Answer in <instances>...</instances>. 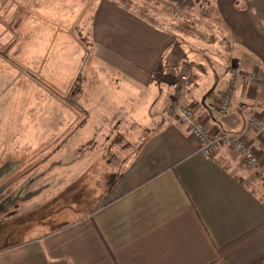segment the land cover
Here are the masks:
<instances>
[{
	"label": "crops",
	"instance_id": "0c3cea01",
	"mask_svg": "<svg viewBox=\"0 0 264 264\" xmlns=\"http://www.w3.org/2000/svg\"><path fill=\"white\" fill-rule=\"evenodd\" d=\"M22 2L25 19L11 31L14 44L27 47L22 61L28 69L53 68L55 95L49 102L45 86H28L24 78L22 88L17 84L38 95L41 101L32 102L30 109L43 115L27 119L34 125L25 129L27 136L7 140L35 142L37 148L29 151L38 150L23 153L22 164L19 157L9 155V162L0 165V178L35 162L37 170L50 168L42 173V180L47 173L70 167L63 158H78L79 139L83 145L96 139L89 128L97 119H102L98 131L113 125L118 129L113 127L109 136L119 131L141 144L118 171L102 205L41 237L1 248L0 264H264V183L258 172L248 169L241 155L228 147L214 158L204 156L187 127L171 120L168 111L180 68L191 63L198 69L197 79L184 102L196 108L197 119L209 131L240 135L245 114L264 123V87L259 85L239 81L236 104L227 113L219 110V100L230 92L239 63L245 74L264 72V0H212L205 7L187 9L181 21H175L164 4L146 17L137 3L118 0ZM66 3L69 18L58 17ZM48 16L53 19L49 23L73 30L71 36L85 32L87 42L79 45L76 36L68 41L76 52L57 50L61 41L50 53L48 40L23 33L25 26L31 22L38 26ZM192 21L195 27L183 25ZM53 25L47 28L55 41L63 34ZM85 56L100 67L102 75L94 72L96 78L108 77L106 95L100 96L105 105L97 108L101 111L97 117L92 112L97 105L91 101L100 82L86 85L80 99L69 95L67 101L59 95L70 94L73 77L85 73ZM27 74L39 80L30 71ZM63 76L69 84H61ZM50 106L53 120L45 116ZM80 111L85 118L79 127ZM67 126L72 127L70 134L62 133ZM143 135L148 137L142 142ZM247 140L264 167V137L250 130ZM90 146V156L102 155L100 148Z\"/></svg>",
	"mask_w": 264,
	"mask_h": 264
},
{
	"label": "rangeland",
	"instance_id": "374dc122",
	"mask_svg": "<svg viewBox=\"0 0 264 264\" xmlns=\"http://www.w3.org/2000/svg\"><path fill=\"white\" fill-rule=\"evenodd\" d=\"M61 1L64 3L69 0ZM118 1L127 5L137 3L140 5L142 15L146 17H150L153 14L152 11L155 13L157 10L156 6L164 4V6L170 7L168 11H170L171 16L175 17V21H181L182 18L188 15L186 10L190 9H181L167 0ZM207 3L208 2L200 1L194 6V8L199 7L200 5L205 7ZM22 5V0H0V72H6L5 74L0 75V165L6 163V161L9 162V155L19 157L18 160L21 161L23 153L32 152V150L29 151V149H32L31 147L35 149L38 146L35 142L27 143L20 139H16V141L7 140L8 138L11 139L17 136H27V133L25 132L27 126L29 129L34 127L33 123L29 124L27 122V119L33 116L40 117L43 115H39L38 111L35 109H30V104L32 102L41 101L37 100L38 95L27 88L23 90L19 89L17 84L19 83L18 85L22 88L23 84L21 85V82L23 83L24 78L28 86H45L46 92L48 93L45 95L46 99H48V97L51 98V101L49 102H53L55 95L53 82L57 73L54 75L50 72L53 68L51 70L46 68L40 69V66L36 65L39 68L33 66L31 67L32 69H28L25 67L24 61H22V56L26 53L27 47L14 44L15 41H13V33H11V31H15L17 25L19 23L21 24L18 20L25 19V12H21L23 9ZM194 8H191V10ZM70 12V5L66 3L63 5L58 17H65L70 14ZM29 14H31V17L33 16L32 13ZM17 16H19V18H17ZM58 17L56 16V18ZM51 21H53V19L48 16V18L44 17L43 22L40 21L41 24L38 26L31 22L29 26H25L23 33L26 35L34 34L38 36L41 42L48 40L50 53L54 51L55 45L61 41L64 43H62L61 46H57V50H72L68 41L77 36L76 32H74L75 34L72 33L74 36H71L69 33L73 30L65 29L62 24H54L59 27L57 30L58 33L63 35L61 38L52 41L51 39H54L55 37L51 35L52 33H50L47 28L48 25H53L49 23ZM26 23L27 22H25L24 25ZM190 24L195 27L193 21L191 23L184 22L183 25L189 26ZM65 33L66 35H64ZM74 41L79 45L81 44V41L87 42V35L83 32V34L77 36ZM88 49L89 47L87 48V52L89 53ZM73 51L74 49L72 52ZM62 53L63 55L66 53L67 55L69 54L68 51ZM57 54L58 53L55 52V55ZM89 58L90 57L85 56V62L83 65L85 73H81L79 77H73L72 80L75 83L72 85V92L70 94L65 93L59 95L67 101H69V95L70 97H74L75 100L80 99L82 89L86 85L96 86L95 84L100 82V86L95 90L91 101L92 104L96 103L97 105V107L92 110L93 116L97 117L99 115L98 111L101 112L100 110H97V108L103 104L105 105V101L101 100L100 96L104 97L106 95V84L104 82L107 81L108 77L104 74L101 79L96 78V72L99 73V77L102 75L100 67L95 63H91ZM41 63L45 64V62L42 61ZM33 64L35 65V62ZM29 71L31 74L38 76L39 80L36 81L35 79L28 77L27 73H29ZM43 72H45V76H42ZM63 74L65 75L64 72ZM57 80L60 81V79ZM61 81L62 85H64V82L66 81H68L67 84L70 83L69 78L64 79V76ZM14 86L17 87L20 93L17 89L13 88ZM110 96L114 97L116 95ZM81 97H83V95ZM185 98L186 97L180 99L181 105H187L184 102ZM111 101L112 99H110L108 103H111ZM173 102L174 101H172V103ZM193 108L196 109L194 106ZM53 112V106H50L46 110L45 116L52 119ZM80 118L79 127L81 125L80 121L85 118L83 111H80ZM101 123L102 119L94 120V126L89 128L96 136V139H94L93 142L85 144L87 145L85 146L82 143V139L78 140V143L76 144L78 146V151L76 152L78 158H73L72 160L69 156L63 158L65 162H70V165H67L70 167L65 168L64 166V168L62 167V169L56 173H47L42 180V173L47 170L50 171V168L37 170V167L35 166L37 162H35L25 170L20 171L22 169L20 168V170L18 169L20 172L17 171L14 174H9V176L6 174V176L0 178V249L9 244L16 245L33 238L41 237L45 232L57 228L58 226L72 223L74 219L80 220L100 206L101 203L106 201L108 189L113 184L112 182L115 180L118 171L129 163L130 156L136 153L135 151L139 148L141 141H131L127 139L126 136L119 133V131L114 133V136H109L112 133L111 129L113 127L118 129V127L110 125L109 127L104 128L103 126V129L100 128L102 130L98 131ZM44 124L46 130L52 128L49 127L48 122H44ZM71 129L72 127L67 126L66 130H63L62 133L70 134ZM143 137L142 142L148 136L143 135ZM117 142H120V144ZM90 145H95L94 149L100 148L99 150L101 152L99 154L102 155L100 157L90 156L93 150V148L87 149L91 147ZM122 147H124L125 150L121 149ZM107 149L109 150L107 151ZM37 150L38 149L33 152ZM31 160L32 159H30L29 162ZM37 160L38 159H35L33 161ZM40 160H42V158H40ZM71 161L78 162L79 166L71 165ZM4 166L6 165H3V167ZM27 177H29V183H27ZM23 178L24 180L19 181ZM31 185H35L36 190L33 189ZM47 186H50V189L39 190V187L43 188Z\"/></svg>",
	"mask_w": 264,
	"mask_h": 264
},
{
	"label": "built area",
	"instance_id": "2783aa9c",
	"mask_svg": "<svg viewBox=\"0 0 264 264\" xmlns=\"http://www.w3.org/2000/svg\"><path fill=\"white\" fill-rule=\"evenodd\" d=\"M198 69L191 63H184L179 71L176 84L174 102L169 108V118L178 119L188 129L191 137L196 141L198 150L208 158H214L222 148L228 147L236 151L243 158L248 169L258 172L259 178L264 183V167L261 166L257 154L247 140V133L254 130L264 137V123L251 115H244L245 127L240 135L231 136L225 132L213 133L196 117L192 106L181 105L180 99L187 97L197 79ZM235 79L232 81L231 90L220 98L219 110L227 113L236 104L235 91L239 81L244 85H259L264 87V72L243 73L241 64L233 72ZM179 101V102H178ZM178 102V103H177Z\"/></svg>",
	"mask_w": 264,
	"mask_h": 264
},
{
	"label": "trees",
	"instance_id": "16d2710c",
	"mask_svg": "<svg viewBox=\"0 0 264 264\" xmlns=\"http://www.w3.org/2000/svg\"><path fill=\"white\" fill-rule=\"evenodd\" d=\"M167 1L171 2L172 4H174L175 6L181 9L194 8V6L200 1L208 2V3L212 2V0H167ZM112 183H114V181ZM65 225H68V224H65Z\"/></svg>",
	"mask_w": 264,
	"mask_h": 264
},
{
	"label": "water",
	"instance_id": "95a60500",
	"mask_svg": "<svg viewBox=\"0 0 264 264\" xmlns=\"http://www.w3.org/2000/svg\"><path fill=\"white\" fill-rule=\"evenodd\" d=\"M205 101H206V97H204V99L202 100V105H203L204 107L206 106Z\"/></svg>",
	"mask_w": 264,
	"mask_h": 264
}]
</instances>
